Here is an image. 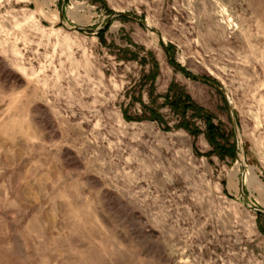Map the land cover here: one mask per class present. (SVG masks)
<instances>
[{
	"label": "rangeland",
	"instance_id": "obj_1",
	"mask_svg": "<svg viewBox=\"0 0 264 264\" xmlns=\"http://www.w3.org/2000/svg\"><path fill=\"white\" fill-rule=\"evenodd\" d=\"M0 264H264V0H0Z\"/></svg>",
	"mask_w": 264,
	"mask_h": 264
},
{
	"label": "trees",
	"instance_id": "obj_2",
	"mask_svg": "<svg viewBox=\"0 0 264 264\" xmlns=\"http://www.w3.org/2000/svg\"><path fill=\"white\" fill-rule=\"evenodd\" d=\"M107 28H104L98 32L99 38H101L102 43L103 40V32ZM171 91L168 92V95L165 97V101L168 106L178 115H180V122L175 126V128H182L185 129L188 133L193 136H197L200 133L199 128L196 126L195 122H191L186 116L188 110L192 113L191 118L203 120L206 126V137L209 141L210 145L214 147L215 151L217 150L219 155L222 156H229L230 158H236V148L235 143H230V138L233 136V132L229 133L223 132L218 126L212 123V117L209 115L204 109L198 107L194 102L190 100V98L184 95L182 92H174L172 95L169 96ZM151 111L150 118L153 120L160 121L159 114H156ZM127 119H130L128 116L125 115ZM146 119L145 116L137 118V120ZM166 129H169L168 127Z\"/></svg>",
	"mask_w": 264,
	"mask_h": 264
},
{
	"label": "water",
	"instance_id": "obj_3",
	"mask_svg": "<svg viewBox=\"0 0 264 264\" xmlns=\"http://www.w3.org/2000/svg\"><path fill=\"white\" fill-rule=\"evenodd\" d=\"M114 17L126 18V19H129L131 21H134L138 25H140L142 27H145L150 33L157 35L158 36V39H159V43H160V45H161V47H162L165 55L167 56L170 64L173 66V68L175 70H177L178 72H180L182 74V76H184L185 78L194 80L196 82L204 83V84H206V85L214 88L217 92H219L221 94V96L224 99L225 105H226L227 109L229 110V112L231 114V122L235 126V122L233 120V112H232L231 103H230V101L228 99V95H227L226 91L224 90V88H222V86H220L219 84H217V83H215L213 81H210L208 79H205V78H202V77H199V76L192 75V74L188 73L186 70L182 69L180 66H178L174 62V60L170 57L168 50L166 49L165 45L162 43V40L160 39V36L157 34V32L155 30L149 28L145 24V22L142 21L140 18H138L136 16H133V15H130V14H127V13H112L110 15V19H112Z\"/></svg>",
	"mask_w": 264,
	"mask_h": 264
}]
</instances>
